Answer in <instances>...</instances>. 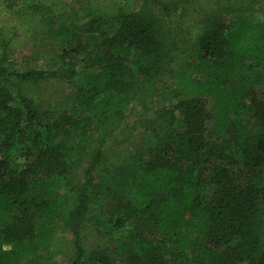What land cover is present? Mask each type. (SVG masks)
Masks as SVG:
<instances>
[{"label": "trees", "instance_id": "trees-1", "mask_svg": "<svg viewBox=\"0 0 264 264\" xmlns=\"http://www.w3.org/2000/svg\"><path fill=\"white\" fill-rule=\"evenodd\" d=\"M253 1L0 0V264L66 240L60 264H264V20L231 16ZM35 26L56 66L8 69ZM66 73L70 109L24 89ZM85 218L112 252L86 248Z\"/></svg>", "mask_w": 264, "mask_h": 264}, {"label": "rangeland", "instance_id": "rangeland-1", "mask_svg": "<svg viewBox=\"0 0 264 264\" xmlns=\"http://www.w3.org/2000/svg\"><path fill=\"white\" fill-rule=\"evenodd\" d=\"M261 1L262 0H255L253 2H248L244 5L242 10L231 16L234 18L243 17L251 21H263L264 9L261 7ZM201 14L202 13L199 15ZM3 16H5V12L0 10V19L3 18ZM167 26L171 36L181 43L183 42L187 55L191 58L194 57L196 51L192 44V37L189 35L187 29L181 26L180 18L177 16L172 17L167 23ZM34 29L31 35H21L16 40L17 44L10 48V64L7 65L8 69L22 71L27 68L49 69L56 66L52 54L53 51L58 48V42L45 37L40 33L41 30L37 26H35ZM24 89L31 93L32 97L41 104L42 108L55 110L70 109L72 105H75L78 92L73 78L67 75V73L60 77L46 80L37 86L29 83L27 86H24ZM155 99L156 103L169 105L171 97L169 93L165 94V92H163V97H155ZM128 121V123H130L131 119H128ZM129 146L130 143L121 142L118 144L117 148L120 149V151H126ZM84 165H86L85 160H81L70 169L69 178L70 184L73 187H77L83 181ZM101 229L102 228L97 226L94 221L85 218L82 224L81 234L87 249L99 245L111 247L107 239L99 234ZM112 250L113 248L111 247L109 251L112 252ZM51 254L54 257L52 264L65 262L69 256L68 240H66L65 245L55 247Z\"/></svg>", "mask_w": 264, "mask_h": 264}]
</instances>
